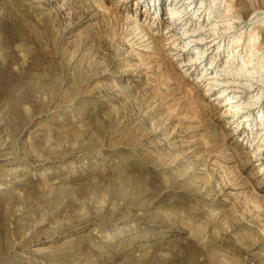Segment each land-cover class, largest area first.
<instances>
[{
    "label": "rangeland",
    "instance_id": "obj_1",
    "mask_svg": "<svg viewBox=\"0 0 264 264\" xmlns=\"http://www.w3.org/2000/svg\"><path fill=\"white\" fill-rule=\"evenodd\" d=\"M0 264H264V0H0Z\"/></svg>",
    "mask_w": 264,
    "mask_h": 264
},
{
    "label": "bare ground",
    "instance_id": "obj_2",
    "mask_svg": "<svg viewBox=\"0 0 264 264\" xmlns=\"http://www.w3.org/2000/svg\"><path fill=\"white\" fill-rule=\"evenodd\" d=\"M174 13H175V15L173 14V12H172V17H175V16H179L180 15V13H179V11L178 10H174ZM170 19V18H169ZM172 20H175V18H171V21ZM240 42V41H239ZM199 48L200 47H197V50H199ZM199 52H200V50H199ZM229 64V63H228ZM233 88V87H232ZM220 93V95L217 97V99H221V98H224L225 97V91H220L219 92ZM234 107V106H233ZM233 107H231V111H235L236 112V110H238V109H233ZM233 109V110H232ZM240 127L241 128H243L241 125H240Z\"/></svg>",
    "mask_w": 264,
    "mask_h": 264
}]
</instances>
